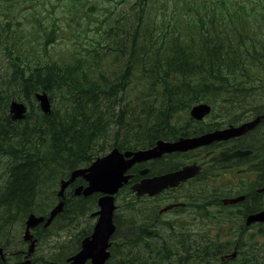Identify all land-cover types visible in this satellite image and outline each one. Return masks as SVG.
<instances>
[{
    "label": "trees",
    "instance_id": "trees-1",
    "mask_svg": "<svg viewBox=\"0 0 264 264\" xmlns=\"http://www.w3.org/2000/svg\"><path fill=\"white\" fill-rule=\"evenodd\" d=\"M108 3L114 8L111 12L104 6L102 39L96 43L100 50L79 58H30L15 49L13 39L1 37L13 95L34 103V93L43 91L54 105L46 115L30 106L23 121L13 122L2 116L9 98L0 96V159L6 161L0 174L1 238L17 217L25 220L33 213L40 192L109 150L149 148L158 140L173 141L218 125L195 123L188 111L196 104H210L218 115L224 107L222 117L228 124L264 109V0ZM18 40L25 44L27 38ZM182 158L169 155L174 162L169 166L177 168ZM149 169L155 170L153 164ZM132 172L137 178V170ZM81 183L78 179L74 184ZM207 197L216 199L217 193ZM96 200V195L83 198L65 192L63 210L53 222L72 221L87 205L96 206ZM260 200L259 207L248 211L263 209ZM47 206L36 214L47 216L52 205ZM131 209L134 206L124 207L127 215L120 222L114 218L116 231L106 264H264V254L256 259L264 247H255V254L242 235L202 246L183 228L171 234L170 223L165 234L142 223L148 220L133 217L139 215ZM52 224L34 231L49 230ZM91 229L59 262L78 251ZM234 247L243 257L222 262L219 257Z\"/></svg>",
    "mask_w": 264,
    "mask_h": 264
},
{
    "label": "rangeland",
    "instance_id": "rangeland-1",
    "mask_svg": "<svg viewBox=\"0 0 264 264\" xmlns=\"http://www.w3.org/2000/svg\"><path fill=\"white\" fill-rule=\"evenodd\" d=\"M108 1L112 0H26L25 4L19 7L15 3L3 4V2H0V18L8 21L10 24L9 28L15 27L17 29L19 27L17 31V36L19 37L20 34L23 36L25 32L28 31L29 33V30L37 27L44 29L42 37L46 36L47 41H49L47 43V46H49L48 52L45 53L40 51V43L42 40L37 34L32 40L27 38L28 40L25 44L23 41L16 39L18 37L13 38V40L15 39V49L22 51L28 57L46 59L44 56H48L49 58L58 59L60 56L64 58L71 56L79 58L93 53L96 48L100 50L96 43L102 39L100 35L102 33L100 23L104 19V6L110 7L109 11L111 12L112 8H114V6L111 7L109 5ZM116 7H120V4L115 5ZM92 8H95V10L92 11ZM19 20L21 21L17 24ZM31 21H35L36 24H32ZM5 28L10 32V29L6 25ZM50 32H52L50 36L52 38L47 36ZM2 48L0 44V89L2 90L0 96L9 98V100L20 101L22 99L16 93L13 95L14 90H12L11 84L8 83L10 80L8 75L11 69L6 59L7 52L2 54ZM22 101L26 103L27 108L37 106L35 102L34 105L31 101ZM7 110L8 104L5 112L2 110L3 117L8 116ZM220 110L223 114L226 112L224 107ZM223 114L218 115L214 111L203 120L201 126H205L206 123H215V119L222 121ZM182 157L181 161L186 164L194 160L198 161L201 158L198 153H189L182 155ZM5 162V159H0V174L2 173ZM169 165H174V162L170 161ZM156 166L158 167V165ZM216 172L213 173L215 178H206V176H202L201 174V176L193 179L190 183L182 187L180 185L176 191L164 194L159 198H154V200L144 198L136 201L125 193H121L115 199L117 221L120 222L121 217L125 215L124 207L127 205L134 206L135 209H131V213L140 215H132L133 217L148 218L150 214H146L147 212H154L156 214L160 209L169 204L187 202L190 205L188 208L183 209L184 213L181 214L178 211L179 209L170 210L162 215L161 219L154 224L164 234L168 232L163 225L165 222L170 221L172 223L173 233L183 226L188 235H190L189 237L193 243L200 242L202 246L207 244L209 247H213L210 245L214 242L219 244L242 235L241 240L248 241L246 244L251 246V251L257 254L254 251L255 247H258L259 250L260 245L264 247V234L259 233L264 232V225L260 226L262 230H259V225L243 229V208L246 207L223 208L218 203L224 196V198H227L231 195H240L247 187L253 189V185L255 184L253 172L244 171L236 173L231 171L229 173H223L220 177L216 176ZM256 184L258 185L259 183L257 182ZM72 189H67L66 193L68 192V195L73 194ZM44 190L37 195L35 200V205L38 207L33 211L35 214L36 211L47 210V204L53 207L61 201L57 195H52V193L56 194L58 191L57 182L55 186L50 185ZM214 192L220 194L221 198L216 197V199H213L212 197H207L212 196ZM45 202L46 204L42 206ZM260 202L264 204V199H261ZM247 204L245 205L247 206ZM91 205H87L88 208L84 211L83 215H78L73 218V220L75 219L77 221L76 223L73 220L67 222L59 218L53 222L51 229L46 231L43 229L33 231L38 241L29 261L33 264H62L63 262L61 260L59 262V259L63 255L69 254L76 246L79 238L95 223L96 218H92L91 215L97 210V206L90 207ZM24 221L22 217H17L15 223L6 231L5 235L2 238L0 237V256H3L1 258L3 260L2 264L19 262L15 261L17 257L14 254L20 250L26 251L28 245L22 241ZM202 227H204V233L200 232ZM201 234H203L202 238L199 236ZM256 243L259 246H256ZM241 249L245 250L247 248L243 249L241 247ZM232 250L226 254L231 253ZM262 254H264V251L259 252L256 255V259L260 258ZM243 255L241 253L237 257L236 262ZM171 264H174V262L172 261ZM191 264L197 263L191 262ZM212 264H217V262H213Z\"/></svg>",
    "mask_w": 264,
    "mask_h": 264
},
{
    "label": "water",
    "instance_id": "water-1",
    "mask_svg": "<svg viewBox=\"0 0 264 264\" xmlns=\"http://www.w3.org/2000/svg\"><path fill=\"white\" fill-rule=\"evenodd\" d=\"M36 100L39 102V107L44 114L50 112V102L45 93L36 94ZM210 112V106L207 104H198L192 107L190 115L201 120L205 115ZM10 113H13V120H20L24 117L25 107L16 102L10 104ZM259 118L257 117L252 122L241 125L240 127H230L227 129L214 131L199 137L194 138H180L175 142L157 141L156 144L149 149L138 151L119 152L113 149L108 155L97 158L89 167L83 169L73 170L69 178L60 182V188L57 195L61 201L49 212L47 218L43 216L37 217L34 214H29L25 220V230L23 235L24 241H30L28 248V255H30L35 247V241L32 240L30 230L37 225L43 223L46 227L54 219V217L62 211L64 205L63 193L67 186L71 184L76 178L82 177L86 182V186H78L74 190V194L83 197L89 196L94 192L106 194V196L98 199V206L100 210L94 215H99L93 227L91 235L81 241L79 252L69 257L66 261L69 264H85L90 260L91 264H105L108 260L110 253L107 251L109 247V239L112 236L115 227L112 222V215L114 210L113 197L122 186L125 184L129 176L124 173L135 163L148 161L150 159L159 158L164 153L172 152H186L188 150L208 145L213 141L226 140L244 134L246 131L252 129ZM250 154V151H234L232 153H220L219 156L223 159L232 157H242ZM199 171V167L194 165L185 166L181 170L173 173H168L161 176H154L142 179L131 187L138 196L142 194L154 195L162 189L168 187H175L180 182L195 176ZM147 170L140 172L145 174ZM243 197L224 201V203H235L242 200ZM255 222H264V210L250 214L246 218V225ZM25 264H29L26 262Z\"/></svg>",
    "mask_w": 264,
    "mask_h": 264
},
{
    "label": "flooded vegetation",
    "instance_id": "flooded-vegetation-1",
    "mask_svg": "<svg viewBox=\"0 0 264 264\" xmlns=\"http://www.w3.org/2000/svg\"><path fill=\"white\" fill-rule=\"evenodd\" d=\"M257 117L259 118V120L253 129H251L250 131L246 132L241 136L234 137L225 141L213 142L209 146L195 150L197 152H200V155L202 156L200 160L198 161L194 160L190 162V163L199 164L201 169L200 172L206 177L210 176L213 172L216 171H217L216 172L217 177H220V175H223V173H229L231 171H234L236 173H240L244 171L250 173L253 172L254 180H255L253 189H249L247 187V189L243 190V193L240 194V196H244V200L241 202V207H243L244 204L249 203L252 204V206H248V207L252 209H254L255 206H257L256 201L259 199L256 198H262L261 196L264 197V191L259 192V190H261L264 187V111L256 112V114H254V117L251 119L253 120ZM235 150H245V151L248 150L250 151V154L243 157H234V158H226V159L219 158L218 156L220 152L231 153ZM214 158H217L218 160H214ZM132 170H137L138 172L139 171L138 166L133 167ZM257 182L259 183L258 185L256 184ZM164 193L167 194L168 190L164 191L160 195H163ZM237 196L238 195H231L230 197H237ZM173 204H183L180 207L177 206L173 208L180 210L188 208L190 205V203L187 202L185 203L180 202ZM237 205H227L226 207H232ZM160 216L161 215H158V217ZM14 256L17 257L16 260H18L19 262H15L12 264H23V260L25 257V250L18 251V253H15Z\"/></svg>",
    "mask_w": 264,
    "mask_h": 264
},
{
    "label": "bare ground",
    "instance_id": "bare-ground-1",
    "mask_svg": "<svg viewBox=\"0 0 264 264\" xmlns=\"http://www.w3.org/2000/svg\"><path fill=\"white\" fill-rule=\"evenodd\" d=\"M135 130H136V129H135ZM124 132H125V131H124ZM71 171H72V170H71ZM69 173H70V172H69ZM41 193H42V192H41ZM41 195H42V194H41ZM73 196H74V195H73ZM56 205H57V204H56ZM63 207H64V205H63ZM62 210H63V208H62ZM34 214H35V213H34ZM26 217H27V216H26ZM39 228H41V227H39ZM39 228H38V229H39Z\"/></svg>",
    "mask_w": 264,
    "mask_h": 264
}]
</instances>
